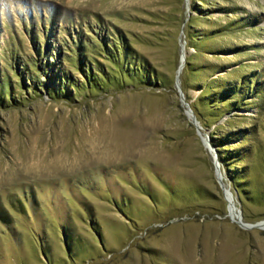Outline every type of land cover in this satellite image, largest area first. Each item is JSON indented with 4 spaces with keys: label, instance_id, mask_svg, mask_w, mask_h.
<instances>
[{
    "label": "rangeland",
    "instance_id": "374dc122",
    "mask_svg": "<svg viewBox=\"0 0 264 264\" xmlns=\"http://www.w3.org/2000/svg\"><path fill=\"white\" fill-rule=\"evenodd\" d=\"M239 217L264 220V0H0V264H264Z\"/></svg>",
    "mask_w": 264,
    "mask_h": 264
},
{
    "label": "trees",
    "instance_id": "16d2710c",
    "mask_svg": "<svg viewBox=\"0 0 264 264\" xmlns=\"http://www.w3.org/2000/svg\"><path fill=\"white\" fill-rule=\"evenodd\" d=\"M188 65H190L189 56L187 57V63L185 65V67H187ZM121 68L123 70L126 69V68H124V66L121 67ZM135 68H137V67H135ZM140 68L142 69V72L144 73V75H147V76H149V75L152 76L153 75V77H158V79L161 78V77H159V75H157L156 70L151 68V66L149 64H143V66H141ZM129 69L130 68L127 67L126 70L129 71ZM134 71H137V70L135 69ZM63 91H66V90H60V89L53 90V91H51V94L53 95L55 93H59V92H63ZM228 97L226 96V94H224L221 97L222 99H220V98L219 99L212 98L211 100H217V101L226 100V99H228ZM238 105L236 107H239ZM234 106L235 105L227 106L226 109H223V106H221V107L218 106L219 108L217 106H215V110L219 111V112L222 111V110H224V111L226 110L225 111V113H226V112H230L231 109ZM193 107H194V110L197 112L198 106L195 104V105H193ZM216 108H218V109H216ZM235 109H237V108H235ZM199 119L201 121V118H199ZM201 122L203 124V121H201ZM230 137H232V136H230V134H225V135L218 136L217 131H216L215 128L212 131H210L211 141L217 147V152H218V157H219V160H220V163H221V168L225 169V171L227 172V176L230 178L231 183H232V185H233V187L235 189L234 190L232 188L234 193L236 191L238 193H241L242 187H241V184L237 183V181L241 177V175L244 172V170L242 171L241 169H239L241 172H238V170L235 167L231 166V162H233V161H235L237 159H240V156H239L240 155V149H236V148H225V149H223V148H221V146L226 145V143L229 141Z\"/></svg>",
    "mask_w": 264,
    "mask_h": 264
},
{
    "label": "water",
    "instance_id": "95a60500",
    "mask_svg": "<svg viewBox=\"0 0 264 264\" xmlns=\"http://www.w3.org/2000/svg\"><path fill=\"white\" fill-rule=\"evenodd\" d=\"M183 47H184V44H183ZM183 50H184V48H183ZM182 59H186L184 52L181 53V57H180L181 62L179 64L178 72L176 74V84L178 86V90H179L180 94L182 95L183 102H185L187 105V112L193 117V119L197 125L198 133L201 135L205 145L211 150V152L214 156V161H215V165H216V169H217L218 178H219L221 184L223 185V188H224V190H225V192H226V194H227V196L231 202L232 198H233V192H232V190H230V188H228L224 185L221 163H220V160L218 157L217 147L212 143L209 133L202 130V125L199 123V120L197 119L196 114L194 113L193 107L190 105V102L188 100H185L184 91H183V89L181 87V83H180V72L182 71V67L184 66ZM238 221L240 224H242L243 226H246V227H253V226L262 227L261 222L264 220H260L257 222H247V221H244L241 217H239Z\"/></svg>",
    "mask_w": 264,
    "mask_h": 264
},
{
    "label": "bare ground",
    "instance_id": "6f19581e",
    "mask_svg": "<svg viewBox=\"0 0 264 264\" xmlns=\"http://www.w3.org/2000/svg\"><path fill=\"white\" fill-rule=\"evenodd\" d=\"M184 53H185V51H183ZM182 60H185V59H182ZM233 205V204H232ZM230 209H231V206H230ZM261 223H264V221H262ZM246 227V226H245ZM262 227H264V226H262Z\"/></svg>",
    "mask_w": 264,
    "mask_h": 264
}]
</instances>
